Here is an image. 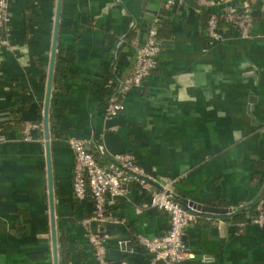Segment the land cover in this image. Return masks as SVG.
<instances>
[{
  "label": "crops",
  "instance_id": "0c3cea01",
  "mask_svg": "<svg viewBox=\"0 0 264 264\" xmlns=\"http://www.w3.org/2000/svg\"><path fill=\"white\" fill-rule=\"evenodd\" d=\"M209 1L203 10L184 0L166 14L161 0L8 1L9 46L0 58V264H61V242L67 264H96L82 226L92 200L72 194L70 137L93 141L102 165L131 153L155 189L175 180L171 193L183 207L235 210L219 219L198 216L184 231L183 264H264V226L250 212L264 197V4ZM247 4L254 9L251 36L240 39L223 26L224 42L209 45L207 15ZM157 18L158 67L107 119V101L130 75ZM27 123L42 131L24 141ZM113 213L124 223L101 227L107 259L150 264L137 236H161L167 216L134 185L125 186Z\"/></svg>",
  "mask_w": 264,
  "mask_h": 264
},
{
  "label": "built area",
  "instance_id": "2783aa9c",
  "mask_svg": "<svg viewBox=\"0 0 264 264\" xmlns=\"http://www.w3.org/2000/svg\"><path fill=\"white\" fill-rule=\"evenodd\" d=\"M8 1L0 0V58L3 50L9 46ZM193 1L197 2L203 10L210 6L209 0ZM261 2L264 4V0ZM183 4L184 0H161L160 8L166 14L173 9H179ZM160 26L161 20L155 19L153 27L147 31L143 43L136 49L130 75L118 85L116 94L111 95L107 101L105 109L107 119L118 116L124 110L120 98L124 97L130 90L141 87L144 80L157 69L158 56L162 51V42L158 38ZM223 26L235 29L240 39H248L254 26L252 5L247 4L240 9L208 14L204 31L209 45L224 42L222 37ZM41 128L38 124H25L23 128L24 141L31 140V130L42 131ZM0 140L3 141L4 139L1 138ZM48 140L42 139L41 142L44 144ZM66 142L71 148L74 158L72 170L73 197L82 201L90 196L92 200L91 215L82 221V226L85 240L92 248L96 264H113L107 259L109 238L101 230V227L112 223H124L123 219L114 215L113 209L118 199L124 196L126 185L136 186L139 193L149 197V206L163 212L168 218V227L161 236L153 238L137 236L138 245L147 251L151 257L150 264H183L188 254L182 237L184 231L196 222L199 214L189 206L183 208L174 199L171 187L175 180L163 183L155 189L153 187L155 180L144 173L131 153L115 154L102 165L98 157L92 152L93 141L70 137ZM97 151L102 156L101 145ZM252 222L260 227L264 226V197L256 203ZM117 264L128 263L121 261Z\"/></svg>",
  "mask_w": 264,
  "mask_h": 264
},
{
  "label": "water",
  "instance_id": "95a60500",
  "mask_svg": "<svg viewBox=\"0 0 264 264\" xmlns=\"http://www.w3.org/2000/svg\"><path fill=\"white\" fill-rule=\"evenodd\" d=\"M50 76H51V74H50ZM49 86H50V81H49ZM46 139H48V138L46 137ZM188 206L190 208H192L193 210H195L199 215L207 214L214 219H219L221 216H224V215L232 216L235 213L234 209L212 208V207H208V206H204V205H196L194 203H190ZM183 208H185V207H183ZM182 240L184 241L183 237H182ZM128 246L129 245L126 244V247H128Z\"/></svg>",
  "mask_w": 264,
  "mask_h": 264
},
{
  "label": "trees",
  "instance_id": "16d2710c",
  "mask_svg": "<svg viewBox=\"0 0 264 264\" xmlns=\"http://www.w3.org/2000/svg\"><path fill=\"white\" fill-rule=\"evenodd\" d=\"M158 33H159V31H158ZM255 207H256V204L254 205V206H252L251 207V210H250V212H252L253 210H255ZM241 211H243V210H238L237 211V213H236V215L237 216H241ZM255 215V214H254ZM200 219L199 218H197V220H196V222H198ZM68 252H67V250H66V248H65V246H64V244H63V242H61V254H60V257H61V264H67L66 263V261H67V259H68Z\"/></svg>",
  "mask_w": 264,
  "mask_h": 264
}]
</instances>
